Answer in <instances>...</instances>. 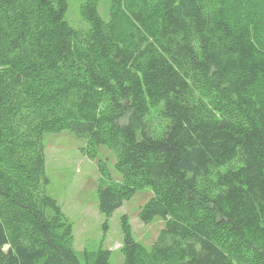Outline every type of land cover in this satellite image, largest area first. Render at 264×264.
I'll use <instances>...</instances> for the list:
<instances>
[{
	"label": "trees",
	"instance_id": "1",
	"mask_svg": "<svg viewBox=\"0 0 264 264\" xmlns=\"http://www.w3.org/2000/svg\"><path fill=\"white\" fill-rule=\"evenodd\" d=\"M254 1L213 12L206 0H156L162 51L149 55L127 36L146 26L148 0H119L111 22L89 1L87 33L66 22L67 0H0V143L15 173L0 170V264H82L47 215L60 207L47 194L43 141L63 132L92 158L115 152L123 183L99 164L107 218L152 191L140 218L165 228L149 254L126 226V264H238L237 249L264 253V97H253L264 53L238 24L258 13ZM92 264H110V253Z\"/></svg>",
	"mask_w": 264,
	"mask_h": 264
},
{
	"label": "rangeland",
	"instance_id": "2",
	"mask_svg": "<svg viewBox=\"0 0 264 264\" xmlns=\"http://www.w3.org/2000/svg\"><path fill=\"white\" fill-rule=\"evenodd\" d=\"M68 11L65 20L73 28L87 33L91 29L90 23L83 15V7L91 0H67ZM97 2L98 11L106 22L113 20V11L119 0H94ZM126 0H124L125 2ZM222 1L206 0L208 8L215 12ZM235 1L233 7L241 0ZM152 5L146 18V26L140 27L129 34L130 41L138 40L143 50L149 55L161 52L162 39L160 33L163 25V10L156 0H148ZM228 3V2H227ZM250 6L252 17L245 14L240 16L239 25H243L251 31L254 43L258 50L264 53V0H256ZM119 25L123 27L122 23ZM242 26V27H243ZM129 34V35H128ZM260 52V53H261ZM255 90V91H254ZM253 97H264V80H261L254 88ZM46 171L50 184L47 194L59 204V210L47 211L52 219L55 233L64 237L69 231L70 245L81 260L82 264H92L96 253L107 251L110 253V264H126L124 253L125 227L127 226L134 240L149 254L159 240L160 234L165 228V221L161 218L146 224L140 218V213L152 196L150 189L137 191L124 202L122 208L117 210L112 218H107L99 209L100 186L103 182V174L100 170V162H103L114 181L123 183L124 177L117 172L115 164L117 156L115 152L106 146L99 150L98 158H92L85 150L86 141L75 136L71 132L49 133L44 137ZM0 143V170L5 173L8 180L15 173L5 159V150ZM225 172V169H222ZM107 185V184H106ZM0 201V210L1 208ZM70 228V229H69ZM27 239L33 243L38 241V233L32 227L28 229ZM36 234V235H35ZM226 233H222L220 236ZM9 246L5 249L8 250ZM235 261L238 264H264V253L258 257L248 250L237 249Z\"/></svg>",
	"mask_w": 264,
	"mask_h": 264
}]
</instances>
